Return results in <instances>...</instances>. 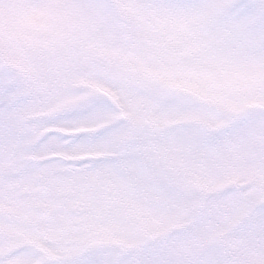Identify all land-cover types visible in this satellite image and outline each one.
Segmentation results:
<instances>
[{
  "label": "snow or ice",
  "instance_id": "obj_1",
  "mask_svg": "<svg viewBox=\"0 0 264 264\" xmlns=\"http://www.w3.org/2000/svg\"><path fill=\"white\" fill-rule=\"evenodd\" d=\"M0 264H264V0H0Z\"/></svg>",
  "mask_w": 264,
  "mask_h": 264
}]
</instances>
